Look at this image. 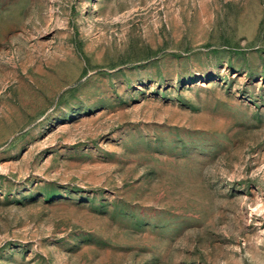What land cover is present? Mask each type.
Masks as SVG:
<instances>
[{
	"label": "rangeland",
	"instance_id": "1",
	"mask_svg": "<svg viewBox=\"0 0 264 264\" xmlns=\"http://www.w3.org/2000/svg\"><path fill=\"white\" fill-rule=\"evenodd\" d=\"M0 264H264V0H0Z\"/></svg>",
	"mask_w": 264,
	"mask_h": 264
}]
</instances>
